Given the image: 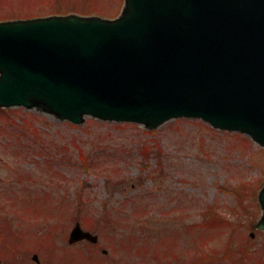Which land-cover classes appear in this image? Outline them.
Instances as JSON below:
<instances>
[{
	"label": "rangeland",
	"instance_id": "obj_1",
	"mask_svg": "<svg viewBox=\"0 0 264 264\" xmlns=\"http://www.w3.org/2000/svg\"><path fill=\"white\" fill-rule=\"evenodd\" d=\"M61 3L77 4L0 0V20ZM91 3L115 17L124 0ZM263 183L264 148L200 119L78 125L0 107V264H264ZM76 222L100 241L69 244Z\"/></svg>",
	"mask_w": 264,
	"mask_h": 264
},
{
	"label": "water",
	"instance_id": "obj_2",
	"mask_svg": "<svg viewBox=\"0 0 264 264\" xmlns=\"http://www.w3.org/2000/svg\"><path fill=\"white\" fill-rule=\"evenodd\" d=\"M0 106L155 128L177 117L264 146V0H125L113 19L0 21ZM264 230V186L259 194ZM98 236L79 223L71 243Z\"/></svg>",
	"mask_w": 264,
	"mask_h": 264
},
{
	"label": "trees",
	"instance_id": "obj_3",
	"mask_svg": "<svg viewBox=\"0 0 264 264\" xmlns=\"http://www.w3.org/2000/svg\"><path fill=\"white\" fill-rule=\"evenodd\" d=\"M62 1H64V0H62ZM91 1L93 3V1H96V0H76L77 4H75V5L71 4V6L66 5L67 6L66 8H58L59 6L60 7H63L64 4L61 3L60 5L55 6L56 8H54V11H52V13L70 12L71 9H78L76 11L77 12H81V11H83L82 10V6H89V4L91 3ZM44 7L45 6H43L42 8H44ZM45 10H48V9H44V11ZM83 12L93 13V12H99V11H97L96 8H94V10L91 9L89 11H83ZM37 14H39V13H37ZM37 14H29V15H27V14H20L19 16H32V15H37ZM145 152H147V151H145ZM212 215H214V214H212ZM219 220L220 219L218 218V215H215L214 221H219Z\"/></svg>",
	"mask_w": 264,
	"mask_h": 264
}]
</instances>
